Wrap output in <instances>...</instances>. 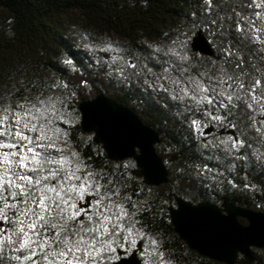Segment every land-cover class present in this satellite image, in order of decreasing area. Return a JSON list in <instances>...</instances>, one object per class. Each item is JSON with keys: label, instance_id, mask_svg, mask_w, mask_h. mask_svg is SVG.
Masks as SVG:
<instances>
[{"label": "trees", "instance_id": "obj_1", "mask_svg": "<svg viewBox=\"0 0 264 264\" xmlns=\"http://www.w3.org/2000/svg\"><path fill=\"white\" fill-rule=\"evenodd\" d=\"M247 3L212 0L211 8L206 10V0H0V94L4 105L15 107L29 94L25 86L33 82L56 85L51 91L67 105L68 122L56 125L67 133L66 146L91 166L89 170L103 171L123 184L138 206L135 219L140 221L136 225L139 231L128 240L124 239L126 233L117 236L113 245L116 250L110 253L113 259L106 264H113L117 250L129 249L136 236L141 243L155 240L151 253L163 254L168 264H225L199 255L179 238L169 217L168 207L173 202L170 194L194 203L229 202L264 210V162L252 158L254 151L264 152V137L256 125L258 114L237 108L226 120L212 121L202 110H180L177 100H169L164 91L152 92L137 85L143 70L155 66L169 71L187 67L188 73L213 75V66L222 65L221 48L229 40L246 62L254 58L252 53L260 46L239 39L236 13L250 16L264 9L248 8ZM71 13H78L85 28L119 38L113 45L117 49L113 55L125 68L123 76L115 70L118 65L109 70L86 57L77 46V37L65 25V17ZM240 22L247 28L244 21ZM197 29H202L211 44L212 56L191 50V37ZM171 47L187 57L185 63L171 67L164 63L162 53ZM156 48L161 51L155 52ZM129 62L136 67H128ZM226 67L230 73L239 71L235 65ZM98 93L127 106L144 124L159 132L155 149L168 169L166 184H144L132 173V159L110 160L92 134L81 130L78 102ZM220 114L225 115L223 110ZM193 119L200 121L199 131L193 130ZM205 125L213 127L211 134L215 137L227 139V151L208 141L210 134H203ZM237 140L243 144L232 148ZM205 165L211 171H205ZM254 254L253 264H264V247L254 249ZM151 259L160 261V256L151 255Z\"/></svg>", "mask_w": 264, "mask_h": 264}, {"label": "snow or ice", "instance_id": "obj_2", "mask_svg": "<svg viewBox=\"0 0 264 264\" xmlns=\"http://www.w3.org/2000/svg\"><path fill=\"white\" fill-rule=\"evenodd\" d=\"M206 3L208 10L212 0ZM245 6L264 9V0H248ZM236 15L239 39L260 46L252 53L254 58L246 62L229 40L221 48L222 65L213 66L211 77L202 79L205 74L200 73L187 82L177 77L173 80L176 90L159 85L172 100L187 101L186 110H202L212 121L226 120L237 108L264 116V36L260 35L264 33V11H256L255 19L240 12ZM109 49L117 50L112 45ZM164 56L170 67L187 60L175 47ZM119 59L111 58L109 70ZM226 65H235L239 71L230 73ZM127 66L136 67L131 62ZM115 70L124 75L123 65ZM25 87L29 94L15 107L5 106L0 94V264H106L113 259L110 253L116 250V237L126 233L128 240L139 231L138 206L118 180L103 171L89 170L91 166L78 153L69 154L61 146L68 144L67 133L56 125L68 122L67 105L51 91L57 86L33 82ZM199 125L200 121H191L194 132L200 130ZM242 144V140L233 141L232 148ZM204 170L211 171L207 165ZM148 254L159 255V264H163V254Z\"/></svg>", "mask_w": 264, "mask_h": 264}, {"label": "water", "instance_id": "obj_3", "mask_svg": "<svg viewBox=\"0 0 264 264\" xmlns=\"http://www.w3.org/2000/svg\"><path fill=\"white\" fill-rule=\"evenodd\" d=\"M190 48L208 57L214 53L202 29L192 35ZM77 108L81 130L92 134L93 141L101 145L110 160L132 159L135 164L132 173L146 185L161 186L168 182V169L155 149L160 141L156 129L144 124L127 106L102 93L81 99ZM212 129L207 126L203 134ZM170 196L174 201L168 207L171 224L191 250L225 264L255 263L254 249L264 247V210L229 202L194 203L175 194ZM140 249V241L128 255L118 249L113 264H141Z\"/></svg>", "mask_w": 264, "mask_h": 264}, {"label": "rangeland", "instance_id": "obj_4", "mask_svg": "<svg viewBox=\"0 0 264 264\" xmlns=\"http://www.w3.org/2000/svg\"><path fill=\"white\" fill-rule=\"evenodd\" d=\"M253 19H255V14L250 15ZM259 24V21H257ZM65 25L67 29L71 32L72 35H75L77 37V46L81 48L83 51L86 52V57L88 59H91L92 62L97 66L98 64H104L105 68L109 69V62L111 61V58L114 56V50L109 49V45H114L116 41H118V37L113 36V35H108V34H101L97 31H93L91 28L87 27L86 28L83 26L81 18L79 17L78 13H71L65 17ZM264 34V33H261ZM164 54V53H162ZM161 54V55H162ZM164 56V55H163ZM164 58L168 59V57ZM119 64V60L117 63L112 64V69L115 68L116 65ZM122 65V63H121ZM109 71V70H108ZM143 75L140 77L141 79L137 80L139 86L143 87V90H149L152 92H160L161 90L159 89V85L163 84L166 88L176 90L177 85L173 84V80L177 77H179L181 80L187 82L189 78L195 79V75L197 73H188L184 72L182 69L176 67L174 70L171 71H165L162 67L155 66V67H148L143 70ZM212 75L207 74L204 76V79H207L208 77H211ZM203 79V78H202ZM135 81V78H134ZM140 87V88H142ZM166 96L169 97V100L171 99V95L168 92H165ZM175 101V100H174ZM21 103V101L19 102ZM18 103V104H19ZM186 103L181 102L177 100V104L182 110V108H186ZM260 119L256 123L258 125L257 129H260V133H264V124L261 123L262 120H264L263 116L259 115ZM207 126H203L202 128L205 129ZM228 133V132H226ZM210 134V138L208 141L212 143L213 146H219L223 147L224 150H228L227 145H225L227 142L226 138L222 137H215L214 134ZM207 136V135H203ZM261 137H264V134L261 135ZM224 144V146H223ZM67 148V151L69 154H71L70 149L65 146L61 145ZM252 158L255 159L258 162H264V152L261 150L254 151V154L252 155ZM174 205V201L171 203ZM135 243L131 242L129 245V249L125 251V254L128 255L135 247L136 243L139 240V237L136 239ZM151 239H145L141 243V249L138 251V257L141 260V264H145L147 261V264H159L160 261H154L151 259V255L148 253H151L152 250V245H151ZM147 249V252L145 251ZM124 251V250H123ZM118 258V256H116ZM163 264H168L167 262L163 261Z\"/></svg>", "mask_w": 264, "mask_h": 264}]
</instances>
